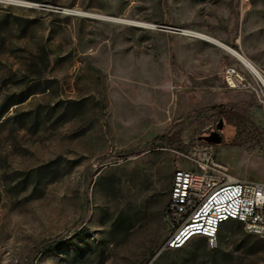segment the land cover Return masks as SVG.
Segmentation results:
<instances>
[{
    "label": "rangeland",
    "instance_id": "obj_1",
    "mask_svg": "<svg viewBox=\"0 0 264 264\" xmlns=\"http://www.w3.org/2000/svg\"><path fill=\"white\" fill-rule=\"evenodd\" d=\"M21 1L34 6L0 2V264H264V239L237 222L214 247L163 250L173 177L190 168L178 152L220 121L217 160L264 182V111L222 77L239 61L185 34L264 68V0ZM224 111L260 142L231 145Z\"/></svg>",
    "mask_w": 264,
    "mask_h": 264
},
{
    "label": "built area",
    "instance_id": "obj_2",
    "mask_svg": "<svg viewBox=\"0 0 264 264\" xmlns=\"http://www.w3.org/2000/svg\"><path fill=\"white\" fill-rule=\"evenodd\" d=\"M239 63L223 70L225 85L251 94L264 111V68L253 62ZM178 154L190 168L177 170L173 177L165 211L172 233L163 250H180L195 238H205L214 247L221 227L232 221L264 239V182L232 177L210 144Z\"/></svg>",
    "mask_w": 264,
    "mask_h": 264
},
{
    "label": "trees",
    "instance_id": "obj_3",
    "mask_svg": "<svg viewBox=\"0 0 264 264\" xmlns=\"http://www.w3.org/2000/svg\"><path fill=\"white\" fill-rule=\"evenodd\" d=\"M224 117L226 118L227 123H230L235 129L234 136L230 142L231 145L243 147L246 145H251L255 142L258 143L260 142V135L258 130L256 129L253 122L250 121L245 114L235 111H224ZM232 222H236V221H232ZM219 233H218V237L220 236ZM251 236L254 235L247 233V237H251Z\"/></svg>",
    "mask_w": 264,
    "mask_h": 264
},
{
    "label": "bare ground",
    "instance_id": "obj_4",
    "mask_svg": "<svg viewBox=\"0 0 264 264\" xmlns=\"http://www.w3.org/2000/svg\"><path fill=\"white\" fill-rule=\"evenodd\" d=\"M0 1L12 2L13 4L23 5V6H34L33 3H29V2H25V1H21V0H0ZM244 1H245V4H247V0H244ZM80 14H83V13H80ZM84 16H88L91 18H99V19H102L104 21H108V22H112V23L133 24L132 21H128V20H124V19H120V18H115V17L103 16V15L85 14ZM134 24L145 25V24L138 23V22H134ZM185 34H187L191 37L203 40L205 42H208L212 45H215V46L221 48L222 50L226 51L227 53H229L230 55H232L233 57H235L237 60H239L241 62H244L247 64L252 63L247 57L242 55L236 49L232 48L231 46L227 45L226 43L222 42L221 40H219L217 38H214L210 35H207V34H204L201 32H196V31H186Z\"/></svg>",
    "mask_w": 264,
    "mask_h": 264
},
{
    "label": "water",
    "instance_id": "obj_5",
    "mask_svg": "<svg viewBox=\"0 0 264 264\" xmlns=\"http://www.w3.org/2000/svg\"><path fill=\"white\" fill-rule=\"evenodd\" d=\"M223 123H224L223 121L219 122L217 126L218 130L222 129ZM200 139H203L206 143H209L212 145H221L223 143V138L218 132H214L208 136H203Z\"/></svg>",
    "mask_w": 264,
    "mask_h": 264
},
{
    "label": "flooded vegetation",
    "instance_id": "obj_6",
    "mask_svg": "<svg viewBox=\"0 0 264 264\" xmlns=\"http://www.w3.org/2000/svg\"><path fill=\"white\" fill-rule=\"evenodd\" d=\"M219 124V123H218ZM218 124H217V126H218ZM217 126H216V128L215 129H212L207 135H205V136H208V135H210V134H212V133H214V132H218L221 136H222V138H223V130H224V128H225V123H223V127H222V129H220V130H218L217 129ZM201 141H204L203 139H201Z\"/></svg>",
    "mask_w": 264,
    "mask_h": 264
}]
</instances>
